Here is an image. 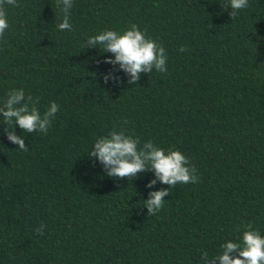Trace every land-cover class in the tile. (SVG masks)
<instances>
[{
    "label": "trees",
    "instance_id": "1",
    "mask_svg": "<svg viewBox=\"0 0 264 264\" xmlns=\"http://www.w3.org/2000/svg\"><path fill=\"white\" fill-rule=\"evenodd\" d=\"M227 0H74L59 31L57 0H17L0 37V102L24 89L58 111L20 151L0 131V264H201L247 226L264 235V0L229 16ZM135 24L164 47L165 73L135 84L90 35ZM181 48L184 51H179ZM104 73L117 79L105 83ZM6 127L0 125V129ZM122 130L178 149L195 183L148 214L152 173L109 178L88 153ZM41 224L43 234L33 231Z\"/></svg>",
    "mask_w": 264,
    "mask_h": 264
},
{
    "label": "clouds",
    "instance_id": "2",
    "mask_svg": "<svg viewBox=\"0 0 264 264\" xmlns=\"http://www.w3.org/2000/svg\"><path fill=\"white\" fill-rule=\"evenodd\" d=\"M61 21L56 25L59 31H72L69 13L74 0H57ZM249 0H227V9H231L229 16L235 17L239 10L248 7ZM17 0H0V37L9 28L6 8L16 7ZM84 48H102L101 53H110L104 58V63L113 65L127 77V83L135 84L141 73L153 70L159 73L167 71V56L164 47L156 40L132 24L124 30L104 29L95 35L88 36L84 41ZM179 51H184L181 48ZM101 78L105 83L115 80L112 73H104ZM26 96L24 89H11L5 99L0 102V129L6 139L17 146L20 151H26L23 136L15 134L14 127L27 133H47L52 120L58 111V105L50 102L47 110L41 113ZM90 161L99 164L104 176L109 178H135L140 172H151L152 179L148 180L145 188L152 189L157 182L167 185L147 193L144 207L148 214L158 212L169 194V189L177 184L197 182L195 169L189 159L178 149H164L155 145L151 140L141 142L138 137L125 134L122 130H111L106 136L95 139L88 153ZM44 225L41 224L33 231L43 234ZM220 252L209 256L207 251L200 254L201 264H264V235L246 227L235 240H225L219 245Z\"/></svg>",
    "mask_w": 264,
    "mask_h": 264
}]
</instances>
